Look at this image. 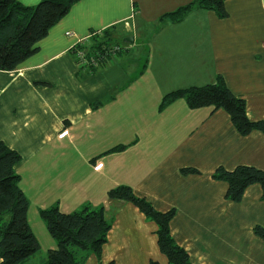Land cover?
Returning <instances> with one entry per match:
<instances>
[{
    "label": "crops",
    "instance_id": "0c3cea01",
    "mask_svg": "<svg viewBox=\"0 0 264 264\" xmlns=\"http://www.w3.org/2000/svg\"><path fill=\"white\" fill-rule=\"evenodd\" d=\"M19 1L34 6L41 0ZM190 1L78 0L32 56L12 71L0 70V139L22 156L17 166L22 189L27 193L25 173L41 172L24 170L34 167L46 149L63 145L68 152L76 143L73 152L81 156L84 171H44V181L52 189L58 184L68 192L71 187L69 193L83 194L81 202L104 206L112 228L101 264H149L152 259L169 264L158 246L157 224L133 203L108 197L122 184L157 210H174L171 232L192 264H264V241L253 232L256 225L264 226L262 187L251 185L242 201L234 202L226 196L227 182L213 177L218 167L264 169V134L243 136L224 109H192L185 98L160 110L168 92L214 82L220 74L246 100L249 118H264V0H227L225 18L196 8L177 23L160 20ZM104 31L117 41L120 35L123 41L133 36L134 42L97 72L79 71L72 47ZM145 42L146 58L133 55ZM143 60L150 71H126L127 61ZM132 80L141 89L132 104L122 99V105L117 96L134 91ZM127 111L134 118H127ZM116 112H121L120 122L114 126L125 131L120 141L129 146L104 154L111 147L103 141L102 149L81 152L79 145L94 144V134ZM184 168L198 173H184ZM98 263L92 254L86 264Z\"/></svg>",
    "mask_w": 264,
    "mask_h": 264
},
{
    "label": "trees",
    "instance_id": "16d2710c",
    "mask_svg": "<svg viewBox=\"0 0 264 264\" xmlns=\"http://www.w3.org/2000/svg\"><path fill=\"white\" fill-rule=\"evenodd\" d=\"M77 1L41 0L34 6H28L19 0H0V70L12 71L32 56L38 50V43ZM226 1L192 0L163 14L160 20L177 23L196 8L212 10L220 18H225L228 16ZM92 33L88 46L89 58L102 54L112 44L122 45L114 39L111 31ZM125 49L123 46L118 55L121 56ZM103 66L106 64L103 63ZM97 70L88 69V72L93 74ZM179 98H185L192 109L209 105L214 109H224L230 115L236 130L243 136L254 131L264 134V118L250 119L246 100L236 95L220 74L214 82L168 92L161 100L160 110ZM125 147L126 145L119 144L108 151H119ZM21 160V154L0 139V264H28V260L40 250V244L29 222V198L21 187V175L17 171ZM183 172L198 173V170L184 168ZM213 177L227 182L226 196L234 202L242 201L247 188L254 184L262 187L264 200L262 168L253 165H238L233 169L218 167ZM108 197L133 203L157 224L158 246L169 264H192L187 250L172 235L170 223L174 216L173 209L166 212L157 210L150 201L137 195L126 184L110 189ZM40 214L47 222L51 235L57 240V246L48 251L47 258L41 264H86L92 254L97 256L98 264H101L102 249L112 228V221L106 217L104 206L86 205L81 210L65 212L56 205L41 208ZM253 232L264 241L263 225H256ZM149 264L160 263L152 259Z\"/></svg>",
    "mask_w": 264,
    "mask_h": 264
},
{
    "label": "rangeland",
    "instance_id": "374dc122",
    "mask_svg": "<svg viewBox=\"0 0 264 264\" xmlns=\"http://www.w3.org/2000/svg\"><path fill=\"white\" fill-rule=\"evenodd\" d=\"M118 38H120L119 42H121L123 46L129 45L128 42L123 41L124 36L121 37L120 35ZM133 53H134L133 55H136L138 57L146 58L148 54V42L147 43L145 42L143 47L134 48ZM131 54L132 53H129V55ZM138 61H130L129 63L127 61L126 67H125L126 71L131 74H137V73L141 74L144 71H150L149 63H146V61L144 60L140 63ZM77 67L79 71L85 72L86 74H90L88 72V69L81 68L78 65ZM156 69L158 70V67ZM132 81L133 82H131L130 87H132L134 91L131 90L130 92H127V95H123L121 97L117 96L118 103L122 105L125 104V102L122 101L123 99V100H126L127 103L129 102L132 104V100H134L133 94L135 93V90L141 89L140 87H135L139 85L140 83L136 85L135 80H132ZM116 113L117 114H114L115 116H111L110 119L106 121L107 123L105 125V128L100 131V134L98 130H97V133L94 134V137H95L94 144L92 142L88 143L86 141L84 145L83 144L79 145L81 152L85 151V149H87L88 147H92V146H95L97 148L101 147L103 144V141L110 142V143H107V146L109 148L110 147L114 148L118 146L119 144H122L121 143L122 141L120 140L122 139L121 136L125 135V131L121 132L118 127L114 126L115 122L116 123L120 122L117 115L120 114L121 112H116ZM125 114L127 115V118L128 117L134 118L133 112L127 111ZM138 115H140V113H138ZM141 115L139 116V118H141ZM121 122H125V121H121ZM99 140L102 141L100 145L98 144ZM123 144L127 146L128 143L126 144L123 143ZM62 146L53 145L51 146L50 149H46L44 154L40 156L37 161L33 162L34 167L29 168V169L26 168L24 170V171H41V172H38V175L37 173H35V175H31L30 173L29 174L25 173L26 177L24 180V186L27 192L25 194L29 198V211H28L29 222L40 244V250L28 260L27 262L28 264H41L47 258L48 251L57 246L56 238H54L51 235L48 229V226H47V222L45 221L44 218H42L40 214V209L43 208L41 207L43 206V204H45V207L43 209L50 208V207L57 205L60 207L62 211H65V212H73L75 210H81L86 205H91V204L86 203L85 200H83L82 202L80 201V198L83 199L82 197L83 194L76 193V192L69 193V190L71 189V187H69L68 192L65 190H61V186H58V184L57 186H53L55 189H52V188H48V183L44 181V175H43L44 171H57V172L58 171H84V169L82 168L83 162L81 159H79V157L81 156L77 157L76 152H73V150L75 151L77 150L76 143L70 145V150L68 152H66V150H62L63 149ZM121 151L123 152L124 149L119 150V151L118 150L113 151V153L114 152L119 153ZM104 154H109V151H107ZM99 156L100 155H98L97 157ZM121 163L123 164L124 161L122 160ZM103 171H106V170L104 169ZM118 171H122V168H118ZM22 180L20 181L21 183L23 182ZM84 187L88 191L91 190L90 186L86 185V183L83 184V188ZM66 203H70L71 205L70 209L66 208ZM76 203H78L79 206L76 205Z\"/></svg>",
    "mask_w": 264,
    "mask_h": 264
},
{
    "label": "built area",
    "instance_id": "2783aa9c",
    "mask_svg": "<svg viewBox=\"0 0 264 264\" xmlns=\"http://www.w3.org/2000/svg\"><path fill=\"white\" fill-rule=\"evenodd\" d=\"M71 35V33H68ZM93 33L80 39L73 47L74 50L77 46H81L78 49H75L74 59L76 64L81 68L86 69H99L103 66V63L108 65L111 62H114L118 57V53L123 49V45L120 44H112L103 50L102 54L93 55L92 57H88V46L90 45V38ZM108 56L109 59L106 60Z\"/></svg>",
    "mask_w": 264,
    "mask_h": 264
},
{
    "label": "water",
    "instance_id": "95a60500",
    "mask_svg": "<svg viewBox=\"0 0 264 264\" xmlns=\"http://www.w3.org/2000/svg\"><path fill=\"white\" fill-rule=\"evenodd\" d=\"M125 42H129V43H133L134 42V37L133 36H129V37H126L124 39Z\"/></svg>",
    "mask_w": 264,
    "mask_h": 264
}]
</instances>
